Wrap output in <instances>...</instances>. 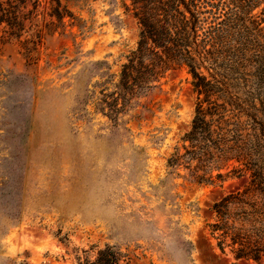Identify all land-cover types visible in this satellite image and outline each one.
Returning <instances> with one entry per match:
<instances>
[{
	"label": "rangeland",
	"instance_id": "374dc122",
	"mask_svg": "<svg viewBox=\"0 0 264 264\" xmlns=\"http://www.w3.org/2000/svg\"><path fill=\"white\" fill-rule=\"evenodd\" d=\"M48 2L31 11L47 26L34 59L0 41V264H81L104 245L131 264H264L209 230L211 203L246 177L197 184L165 164L192 115L185 68L163 73L150 112L105 115L135 46L129 0H59L60 20Z\"/></svg>",
	"mask_w": 264,
	"mask_h": 264
},
{
	"label": "trees",
	"instance_id": "16d2710c",
	"mask_svg": "<svg viewBox=\"0 0 264 264\" xmlns=\"http://www.w3.org/2000/svg\"><path fill=\"white\" fill-rule=\"evenodd\" d=\"M31 4L28 12L27 0H0V41H17L28 60L47 28L34 21L37 0ZM48 4L55 20L69 16L59 0ZM129 9L135 46L103 93L105 115L150 112L163 73L185 68L192 115L165 164L197 184L244 175L240 190L211 203L209 230L221 252L227 246L234 258L264 260V0H129ZM81 264L131 263L104 245Z\"/></svg>",
	"mask_w": 264,
	"mask_h": 264
}]
</instances>
